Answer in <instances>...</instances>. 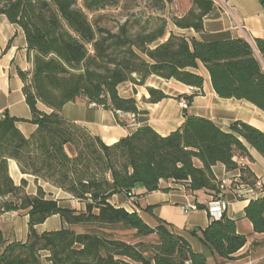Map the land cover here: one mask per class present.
I'll return each mask as SVG.
<instances>
[{
  "label": "trees",
  "instance_id": "trees-1",
  "mask_svg": "<svg viewBox=\"0 0 264 264\" xmlns=\"http://www.w3.org/2000/svg\"><path fill=\"white\" fill-rule=\"evenodd\" d=\"M158 1L162 10L164 1ZM215 1L191 0V9L172 18V24L202 31L203 18ZM116 4L117 0H0V16L23 31L32 54L31 73L18 70V76L31 113L29 122L35 126L25 137L16 126L19 120L1 112L0 215L24 213L28 234L25 242L8 241L0 231V264H207L206 255L193 251L172 225L156 220L151 227L136 209L116 208L110 199L119 193L135 197L132 190L137 184L148 193L166 192L163 182L184 184L187 192H203L211 202L234 186L262 191L248 166L238 162L252 161L250 149L264 157V132L245 122L234 121L223 131L210 119L186 115L167 136L142 126L106 145L62 116L65 104L84 102L113 112L118 124L125 126L119 115L136 117L143 112L134 97L118 94V86H144L152 76L195 89L177 97L190 106L203 94L200 64L219 98L243 100L264 112L263 39H255L253 46L241 38L200 42L168 32L167 20L160 15L127 17L113 32L100 24L99 12ZM147 92L152 104L169 98L158 89L148 87ZM39 105L50 112L39 110ZM8 160L36 183L46 182L83 203L85 210L60 207L39 186L36 195H27L26 181L17 186L10 178ZM215 165L237 171V180L222 184L212 172ZM195 207L208 210L200 203ZM152 209L147 206L144 211ZM244 215L254 233L264 234V196L250 200ZM52 216L65 227L39 233L36 226ZM209 217L206 228L191 233L222 264L234 261L246 236L237 233L235 221L225 212L218 219L210 213ZM112 229L134 231L139 239L153 236L156 242L132 244L106 232Z\"/></svg>",
  "mask_w": 264,
  "mask_h": 264
},
{
  "label": "crops",
  "instance_id": "crops-1",
  "mask_svg": "<svg viewBox=\"0 0 264 264\" xmlns=\"http://www.w3.org/2000/svg\"><path fill=\"white\" fill-rule=\"evenodd\" d=\"M169 31L200 42L241 38L253 46L255 39L264 40V0H217L203 18L202 31L178 29L174 26L169 28ZM18 70L31 73L32 54L27 52L23 31L10 24L4 16H0V112L18 119L17 128L25 137H29L35 126L21 121L29 120L31 113L22 94L23 83L18 76ZM197 73L204 77L203 94L194 97L192 104L185 108L180 104L182 99L177 97L190 95L195 89L152 76L144 86L134 87L131 83L118 86V94L122 98L134 97L138 109L143 112L136 117L119 115V118L125 121V126L118 124L113 112L87 106L84 102L65 104L61 114L64 118L87 128L106 145L114 144L142 126H149L160 136H167L183 123L186 115L210 119L223 131H228L229 125L239 120L264 132V112L243 100L219 98L212 90L209 75L201 64ZM148 87L161 90L169 98L157 104L149 103ZM38 108L45 113L50 112L43 105ZM249 153L251 162L243 159L238 162L248 166L258 179L262 191L249 193L243 188L242 196L238 198L233 191L227 189L222 197L221 212L214 215L215 219H218L221 213L225 212L228 218L235 221L237 233L247 238L245 246L235 255V260L225 264H264V234L254 233L251 223L244 215V209L250 200L264 196V157L252 149ZM212 172L215 178L226 186L237 180L239 174L237 171L227 172L222 165L213 166ZM8 174L17 186L22 180L26 181L27 195H36L39 186L47 198L57 200L60 207L77 212L85 210L83 203L67 193L40 180L36 183L34 177L21 174L13 160H8ZM161 187L167 188L168 191L148 193L142 185L137 184L132 190L136 199L134 204L129 202L125 193L114 195L110 203L128 212L136 209L144 222L151 227L156 225V220L172 225L183 234L193 250L195 247L196 252L206 255L207 264L209 258L212 260L211 264H222V261L191 233L193 230L206 228L211 221L208 210L192 209L196 203L204 204L208 209L211 203L208 196L203 192L191 194L181 183L163 182ZM147 206L153 207L151 213L144 211ZM27 223L28 217L24 213L9 212L0 215V231L8 241L25 242L28 234ZM62 227H65V224L61 219L52 216L37 225L36 230L43 233Z\"/></svg>",
  "mask_w": 264,
  "mask_h": 264
},
{
  "label": "rangeland",
  "instance_id": "rangeland-1",
  "mask_svg": "<svg viewBox=\"0 0 264 264\" xmlns=\"http://www.w3.org/2000/svg\"><path fill=\"white\" fill-rule=\"evenodd\" d=\"M162 1H164V8L162 10H158L161 4L158 0H117V4L115 6L109 7L104 11L99 12V14L103 15L100 24L115 32L116 26L123 23L127 17L131 18L132 16H135L136 18H146L160 15L167 20V31L170 32L169 28L174 26L171 22V19L174 17L183 16L189 9H191V0ZM30 119L21 121L22 123L31 124L29 122ZM106 232L111 233L113 238L121 239L132 244H136L139 241L146 243L156 242V239L153 236L145 239H139L135 236L134 231L112 229L106 230ZM193 251L196 252L195 247ZM44 254L45 253H43V255ZM211 261V258H209L208 264H211Z\"/></svg>",
  "mask_w": 264,
  "mask_h": 264
},
{
  "label": "built area",
  "instance_id": "built-area-1",
  "mask_svg": "<svg viewBox=\"0 0 264 264\" xmlns=\"http://www.w3.org/2000/svg\"><path fill=\"white\" fill-rule=\"evenodd\" d=\"M192 89V88H190ZM180 104L182 105V107H186L187 103L184 99L181 100ZM0 117L3 118V114L0 112ZM258 187L260 186V184L257 185ZM222 190H225L224 185H221L220 187ZM249 193H253V191L251 189H246ZM233 192L236 194V196L238 198H240L242 196V188L238 187V186H234L233 187ZM222 195L219 196L218 201L215 202H211L208 205V211L209 213L214 216L216 213L219 214L221 212V207H222ZM128 200L131 204H134L135 202V197H128ZM192 209H196V207H192Z\"/></svg>",
  "mask_w": 264,
  "mask_h": 264
}]
</instances>
